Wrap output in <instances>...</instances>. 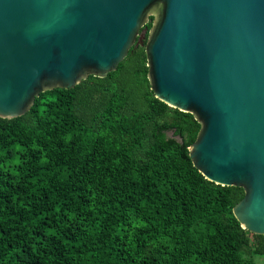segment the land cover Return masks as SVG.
<instances>
[{"label":"trees","instance_id":"trees-1","mask_svg":"<svg viewBox=\"0 0 264 264\" xmlns=\"http://www.w3.org/2000/svg\"><path fill=\"white\" fill-rule=\"evenodd\" d=\"M104 78L0 118V264H264L237 187L207 181L190 113L155 98L145 44Z\"/></svg>","mask_w":264,"mask_h":264},{"label":"water","instance_id":"water-1","mask_svg":"<svg viewBox=\"0 0 264 264\" xmlns=\"http://www.w3.org/2000/svg\"><path fill=\"white\" fill-rule=\"evenodd\" d=\"M156 99L190 113L209 182L237 187L241 228L264 236V0H0V118L39 94L106 77L143 45Z\"/></svg>","mask_w":264,"mask_h":264}]
</instances>
